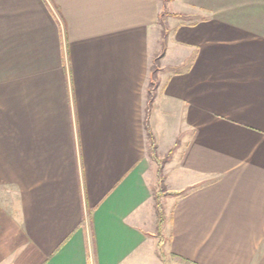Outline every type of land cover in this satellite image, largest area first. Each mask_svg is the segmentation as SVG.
I'll return each instance as SVG.
<instances>
[{"label":"crops","instance_id":"crops-1","mask_svg":"<svg viewBox=\"0 0 264 264\" xmlns=\"http://www.w3.org/2000/svg\"><path fill=\"white\" fill-rule=\"evenodd\" d=\"M0 264H264V0H0Z\"/></svg>","mask_w":264,"mask_h":264},{"label":"rangeland","instance_id":"rangeland-1","mask_svg":"<svg viewBox=\"0 0 264 264\" xmlns=\"http://www.w3.org/2000/svg\"><path fill=\"white\" fill-rule=\"evenodd\" d=\"M167 16L171 17V16H176V15L167 13ZM187 22H193V20L188 19ZM163 43H165L164 35H163L162 44ZM156 85H157V81H155L154 86L156 87ZM151 156L152 158H154V161L152 160L153 172L151 173L153 174V177H154L152 182L154 183L153 188H154V193H155V203H156V208L158 210L160 219L161 218L163 219L164 205L166 204L167 202L166 200L168 199V193H167L168 189L166 186V174L168 173L169 165L167 164L169 163L171 156H169L168 154L160 158L155 153L151 154ZM159 239L160 241L162 240L161 235H159ZM160 251L161 253H163V249L161 247H160Z\"/></svg>","mask_w":264,"mask_h":264},{"label":"trees","instance_id":"trees-1","mask_svg":"<svg viewBox=\"0 0 264 264\" xmlns=\"http://www.w3.org/2000/svg\"><path fill=\"white\" fill-rule=\"evenodd\" d=\"M167 17H168L167 14H165V15L162 17V20H161V24H162L164 30L167 29ZM148 115H149V110H148ZM146 127H147V130H148V136H149V138L152 140V135H151L150 130H149V124H148V122H147V124H146ZM161 219H162V218H161Z\"/></svg>","mask_w":264,"mask_h":264}]
</instances>
